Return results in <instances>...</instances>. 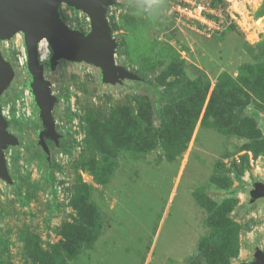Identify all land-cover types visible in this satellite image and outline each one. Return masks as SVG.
Segmentation results:
<instances>
[{"label":"rangeland","instance_id":"374dc122","mask_svg":"<svg viewBox=\"0 0 264 264\" xmlns=\"http://www.w3.org/2000/svg\"><path fill=\"white\" fill-rule=\"evenodd\" d=\"M114 61L136 78L38 57L53 139L29 89L21 32L0 40L8 181L0 264H250L264 253V0H203L219 30L173 0H112ZM70 30L88 16L65 4ZM44 55V56H43Z\"/></svg>","mask_w":264,"mask_h":264},{"label":"water","instance_id":"95a60500","mask_svg":"<svg viewBox=\"0 0 264 264\" xmlns=\"http://www.w3.org/2000/svg\"><path fill=\"white\" fill-rule=\"evenodd\" d=\"M85 13L90 21V32L83 35L66 27L59 16L60 5ZM112 0H0V40H8L21 32L27 50V68L32 77L29 89L40 109L45 126L40 137L53 139L51 116L52 97L44 79L43 68L38 57V43L45 39L52 51L49 67L60 60L86 63L99 68L103 82L116 83L120 79L136 77L114 61L116 42L107 20V11ZM12 69L0 55V94L12 78ZM16 140L6 131V123L0 112V178L8 181L3 151ZM264 198V185H257L252 199ZM250 264H264V253L256 252L255 261Z\"/></svg>","mask_w":264,"mask_h":264},{"label":"built area","instance_id":"2783aa9c","mask_svg":"<svg viewBox=\"0 0 264 264\" xmlns=\"http://www.w3.org/2000/svg\"><path fill=\"white\" fill-rule=\"evenodd\" d=\"M172 9L179 18L189 23L208 31L219 30L216 9L209 7L203 0H173Z\"/></svg>","mask_w":264,"mask_h":264},{"label":"bare ground","instance_id":"6f19581e","mask_svg":"<svg viewBox=\"0 0 264 264\" xmlns=\"http://www.w3.org/2000/svg\"><path fill=\"white\" fill-rule=\"evenodd\" d=\"M39 46H40V49L42 50V53L45 55L48 52V43H47V41L45 39L41 40L39 42Z\"/></svg>","mask_w":264,"mask_h":264},{"label":"trees","instance_id":"16d2710c","mask_svg":"<svg viewBox=\"0 0 264 264\" xmlns=\"http://www.w3.org/2000/svg\"><path fill=\"white\" fill-rule=\"evenodd\" d=\"M44 132H45V130H44V131H42V133H41V134L43 135V134H44Z\"/></svg>","mask_w":264,"mask_h":264}]
</instances>
